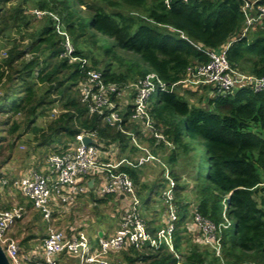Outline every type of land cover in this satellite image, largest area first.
<instances>
[{
  "label": "trees",
  "instance_id": "16d2710c",
  "mask_svg": "<svg viewBox=\"0 0 264 264\" xmlns=\"http://www.w3.org/2000/svg\"><path fill=\"white\" fill-rule=\"evenodd\" d=\"M240 6L238 0H176L169 5L164 0H0V167L20 143H27L28 166L38 171L48 155L72 150L82 132L95 134L93 144L103 154L117 150L119 157L135 162L136 153H144L123 130L161 158L165 144L141 134L131 105L120 112V124L110 125L89 115L79 88L89 71L116 85L155 72L166 90L151 97L147 108L154 131L172 147L162 159L175 184L174 249L179 258L164 248L143 246L124 248L116 259L122 264H264V91L241 87L218 94L206 85L201 88L212 96H202L199 104L187 97L194 90L179 93L189 72L192 76L209 61L206 51L228 42L226 59L232 69L264 77V15L241 37L245 17ZM256 6H264V0H255L253 16L258 15ZM65 35L72 53H67ZM24 135L33 136L34 144L25 142ZM148 163L163 167L151 182L142 179L140 166L120 170L135 185L141 216L156 229L162 222L151 202L158 190L161 204L165 168ZM90 198L100 205L113 196ZM223 204L229 227L219 233L216 255L212 246L193 240L186 224L195 209L219 226ZM28 205L25 209L31 211ZM118 222L117 217L114 225Z\"/></svg>",
  "mask_w": 264,
  "mask_h": 264
},
{
  "label": "built area",
  "instance_id": "2783aa9c",
  "mask_svg": "<svg viewBox=\"0 0 264 264\" xmlns=\"http://www.w3.org/2000/svg\"><path fill=\"white\" fill-rule=\"evenodd\" d=\"M173 1L176 0H164L166 5ZM238 1L245 17L241 33L243 37L264 15V6H256L258 15L253 16L251 11L255 0ZM230 44L231 42H228L217 51H206L209 61L198 66L192 73L195 80L193 82L184 80L182 83L208 85L218 94L232 93L241 87L250 88L253 92L264 91V77L257 78L231 68L226 59V51ZM65 47L67 53H72L67 42ZM79 88L81 102L87 105L89 115H96L110 125L120 124L122 122L120 112L131 105L132 119L141 121V134L148 139L153 136L157 141L170 145L154 131L148 114V100L153 98L154 94L166 90V85L155 72H148L144 78L135 82L116 85L104 82L100 73L89 71L87 77L80 82ZM124 90L131 91L132 101L122 108L120 101L127 96ZM121 131L130 136L132 145L144 153L135 162L128 159L116 160V157L112 156L113 150L105 155L93 143L83 145L81 141L84 137L92 140L95 134L82 132L76 135L75 140L78 144L72 150L52 153L38 171L31 169L21 174L14 184V189L31 203L48 226L40 244L24 250L12 236L15 226L25 217L23 206L13 204L8 210L0 209V247L10 264H58L59 256L68 255L77 258V264H121L116 258H110V254L118 253L124 248L143 246L154 250L164 248L175 258H179L174 249L175 221L178 213L174 204V180L165 171L166 187L160 193L163 207L160 215L162 225L151 229L141 216L142 203L132 179L120 168L122 166L136 168L149 161L160 163V160L143 147L133 134ZM92 178L97 179V182L95 181L97 187L93 188L96 196L112 195L114 201L119 204V222L115 232L111 236L99 238L98 241H93L89 235L81 230L75 231L74 228V232L67 234L61 226L56 225L69 215L72 204L76 203L79 195L85 193ZM7 182L0 179V194L4 192ZM260 186H264V183ZM229 195L225 196V201ZM224 206L223 204V221L217 227L204 219L195 209L190 210L191 219L189 218L186 224L187 232L191 234L193 240L212 246L216 255L220 254L219 233L221 229L229 227ZM157 212L160 213L158 209ZM177 264L182 263L178 261Z\"/></svg>",
  "mask_w": 264,
  "mask_h": 264
},
{
  "label": "rangeland",
  "instance_id": "374dc122",
  "mask_svg": "<svg viewBox=\"0 0 264 264\" xmlns=\"http://www.w3.org/2000/svg\"><path fill=\"white\" fill-rule=\"evenodd\" d=\"M160 32H163L162 29H158ZM68 43V47L71 49V52H73V47L71 46L68 37L65 35V43ZM4 57V51L0 50V58ZM191 72H189V77L188 80L189 81H194L195 79L191 76L190 74ZM195 84V82H194ZM179 93L180 94H185V91H190V90H194L193 93L191 95L187 94L189 102H191L192 104H199V100L201 99L202 96H212V92L211 90H203L201 88L200 85H191L189 83L184 84V87L181 86V88H179ZM126 92V95L121 101H120V105L123 108L124 105L131 104V97L130 95L132 94L131 91L129 90H124ZM156 97V94L153 95V98ZM52 114H54V112H52ZM56 114H57V110H56ZM40 124L41 120L38 122ZM1 137V134H0ZM29 139L31 140V143L34 144V142H32L33 136H29V135H24V141L25 142H29ZM164 143V142H163ZM142 144V143H141ZM164 148L160 149V152L158 153L160 157L155 156V158H157L158 160H160V163L163 164L165 171L167 172V170L169 171V165L167 163H165V161L162 159L163 158H168L170 156L171 153V146L167 145L166 143ZM143 147H146L147 150H150L149 146L147 143L142 144ZM27 150V143H20L17 146L16 152L14 153V156L12 157V159H10L9 161H7L6 163H4L2 165L1 163V167H0V175L5 176L4 178H1L2 180H7V185H11L6 187L4 189V192H2L0 194V205L2 208V210H8L10 208H12L14 202L16 201V199L18 198V200H20V202L22 203L23 207L27 208L29 207L28 203L29 201L24 198V197H19L18 194L19 192L16 191L14 189V184L18 181L19 177L21 176V174H23V171H28L31 169H35L34 167H30L27 164L29 163L28 158L26 157V151ZM118 152L114 151V155H112L113 157H116V160H125V155L122 157L118 155ZM39 153L37 151V153L32 154L33 159L35 160L38 156ZM141 154L140 152H137L136 155L134 156V158L139 157ZM119 158V159H118ZM125 165V164H124ZM142 172H144L145 174H149L152 172H155V174L158 173V171H160L161 169H163V167L160 166V170L154 168L152 166V164L146 162L144 165L140 166ZM138 168V167H137ZM175 170H179V168L177 169V167H174ZM167 169V170H166ZM22 172V173H21ZM21 173V174H20ZM97 182V179H96ZM159 192L160 191H156L153 196H152V206L155 205V202L157 205H155V211L157 212V209L160 211V213H156L155 212V216L156 219L158 218V216L161 215V211L163 209L162 205L159 204L158 201V197H159ZM92 196H96V192L94 191L93 193H90ZM90 194H83L80 196L79 199L76 200V203L72 204V208L70 209V215L69 217L66 216L63 219H61L60 222H57L56 225L57 226H61L64 231L66 232V228L68 225H72L73 228L75 230L80 229L82 232H84L86 235H89L90 238L94 239V236L96 235V230L101 229L103 231L106 230H111L112 227H115V219L118 217L119 219V204L117 201H114L113 198H108L105 200L104 203H101L100 205H96L95 202L91 201V198L89 196H91ZM97 199H100V197H97ZM84 200V201H82ZM28 202V203H26ZM225 205V204H224ZM224 210L227 211L226 205L224 206ZM96 208V210H95ZM28 210V209H27ZM98 210V213L96 212ZM223 211V210H222ZM224 224V223H223ZM54 225V224H52ZM47 226L48 224L46 222L43 221L42 216L40 215V213L38 211H29V214L27 215V217L24 219L23 222H19L18 225L16 226L17 232L16 234H14L15 238H19L21 235H34V238L40 237V235H44V233H46L47 230ZM92 239V240H93ZM28 245V244H27ZM29 246V245H28ZM27 246V247H28ZM33 246V245H32ZM32 246H30L32 248ZM118 262H120L122 264V262L119 260Z\"/></svg>",
  "mask_w": 264,
  "mask_h": 264
},
{
  "label": "crops",
  "instance_id": "0c3cea01",
  "mask_svg": "<svg viewBox=\"0 0 264 264\" xmlns=\"http://www.w3.org/2000/svg\"><path fill=\"white\" fill-rule=\"evenodd\" d=\"M29 164V163H28ZM27 164V165H28ZM43 165V164H42ZM44 166V165H43ZM42 166V167H43ZM31 167V166H30ZM41 168V167H40ZM39 168V169H40ZM160 168V165L159 164H156V169H159ZM25 171H23V173H24ZM22 173V172H21ZM20 173V174H21ZM155 176H156V174H155V172H152V173H149V174H145V173H143V175H142V179H146L145 181L146 182H151L152 181V179L153 178H155ZM96 178H92L91 180H92V185L91 186H87L88 187V189L85 191V193L84 194H90V193H93V188H95V187H97V185H96V180H95ZM18 196L19 197H22L21 196V194L19 193L18 194ZM80 196L81 195H79L77 198H76V200L77 199H79L80 198ZM90 197V196H89ZM94 198H96L97 199V197L98 196H93ZM114 198V197H113ZM100 199H106V196H100ZM78 201V200H77ZM82 201H84V200H82ZM160 202H161V200H160ZM26 203H28V202H26ZM162 203V202H161ZM96 204V203H95ZM15 205H21V206H23L22 204H21V202H20V200H18V198L16 199V201L14 202V206ZM162 205V204H161ZM24 208V214H25V217H24V219L27 217V215L29 214V211L30 210H26L25 209V207H23ZM0 209H2L1 208V205H0ZM31 211H35L32 207H31ZM156 212V211H155ZM155 212H154V214H155ZM157 213V212H156ZM159 218L161 217V216H158ZM24 219L23 220H21V222H23L24 221ZM18 225V224H17ZM16 225V226H17ZM16 226H15V228L13 229V231H12V236L14 237V234H16V232H17V229H16ZM70 226L71 225H68L67 226V228H68V230L67 231H69L70 230ZM118 226V224H116L115 225V227L113 226L112 227V229L110 230H106V231H103V230H101V229H98V230H96V235L94 236V238H95V240L93 239V241H98V239L99 238H102V237H107V236H111L114 232H115V230H116V227ZM72 227V226H71ZM66 228V229H67ZM72 229H73V227H72ZM16 231V232H15ZM70 231H72V230H70ZM15 232V233H14ZM14 233V234H13ZM67 234H69L68 232H67ZM100 234V235H99ZM28 236H29V234H27V235H24V236H20L18 239L17 238H15L17 241H18V243H19V245L24 249V250H28V249H31V247L30 246H32V248H35L36 246H38L39 244H40V242H41V240L43 239V237L45 236V233H44V235H40V237H38V239L37 238H34L32 235V237H29L28 238ZM96 236H97V238H96ZM28 238V240H24V239H27ZM22 243V244H21ZM29 246H28V245ZM28 246V247H27ZM116 254L117 253H112V254H110V258H117L116 257ZM78 263V260H77V258H75V257H73V256H59V261H58V264H77Z\"/></svg>",
  "mask_w": 264,
  "mask_h": 264
},
{
  "label": "water",
  "instance_id": "95a60500",
  "mask_svg": "<svg viewBox=\"0 0 264 264\" xmlns=\"http://www.w3.org/2000/svg\"><path fill=\"white\" fill-rule=\"evenodd\" d=\"M81 143L83 145H90V144L93 143V141L90 138H88V137H84L82 139ZM91 185H92V180H90L88 182V186H91ZM0 264H10L9 261L7 260V258H6V256H5V254H4V252H3L1 247H0Z\"/></svg>",
  "mask_w": 264,
  "mask_h": 264
}]
</instances>
